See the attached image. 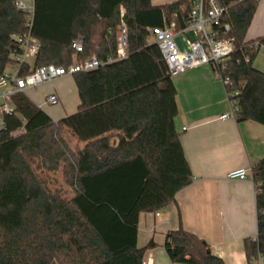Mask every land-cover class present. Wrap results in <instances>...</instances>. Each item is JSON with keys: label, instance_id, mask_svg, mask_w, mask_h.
I'll return each instance as SVG.
<instances>
[{"label": "trees", "instance_id": "1", "mask_svg": "<svg viewBox=\"0 0 264 264\" xmlns=\"http://www.w3.org/2000/svg\"><path fill=\"white\" fill-rule=\"evenodd\" d=\"M215 2L224 13L213 30L234 47L223 76L226 93L236 94L235 120L264 127V74L252 66L264 35L245 42L258 0ZM150 9V0H34L31 34L39 47L23 74L92 55L102 66L72 76L79 106L55 123L25 93L10 97L14 112L0 134V264H141L154 244L136 248L139 214L171 206L192 183L174 126L176 89L147 32L164 26L139 13ZM162 9L171 28L177 12L187 21L190 3ZM26 22L15 0H0V74ZM121 25L127 49L117 59ZM77 38L82 53L70 48ZM17 131L22 135L13 137ZM58 172L72 190L69 199L52 188ZM251 176L257 236L243 247L248 262L260 257L264 264V159ZM163 247L172 264H223L181 227L166 234Z\"/></svg>", "mask_w": 264, "mask_h": 264}, {"label": "crops", "instance_id": "2", "mask_svg": "<svg viewBox=\"0 0 264 264\" xmlns=\"http://www.w3.org/2000/svg\"><path fill=\"white\" fill-rule=\"evenodd\" d=\"M176 1L179 0H150L153 9L139 13H151L144 22L153 17L166 27L162 7ZM263 35L264 0H258L245 42H255ZM252 66L264 74V45L258 48ZM69 78L55 81L59 85L50 83L53 87L49 95L56 94L59 101L66 97L63 87L73 89L66 81ZM171 79L178 109L174 126L192 183L175 195L171 206L156 213L139 214L136 248L143 249L152 243L154 247L145 250L142 260L147 264H172L163 247L165 237L181 227L203 240L210 254L223 264H255L247 261L243 243L257 236L256 191L251 170L264 159V127L251 121L220 119L230 111L229 100L209 65L191 68ZM31 90L25 92L29 99ZM32 102L42 111V106L47 105L46 100L42 104ZM62 116L59 120L70 115ZM48 117L54 123L59 121ZM236 169H245L248 179H228L227 174Z\"/></svg>", "mask_w": 264, "mask_h": 264}, {"label": "built area", "instance_id": "3", "mask_svg": "<svg viewBox=\"0 0 264 264\" xmlns=\"http://www.w3.org/2000/svg\"><path fill=\"white\" fill-rule=\"evenodd\" d=\"M189 3L190 10L185 29L179 33H174L165 26L152 27L147 30L150 42L157 45L171 77L182 74L194 67L209 65L215 77L225 87L229 84V80L223 76V73L226 68V61L233 52L234 47L230 39L217 38V32L213 30L214 27L220 24L224 10L217 5L215 0H189ZM15 7L26 16V32L23 35L14 37L15 44L10 49L11 63L0 74V134L6 129V116H11L14 112V106L10 101L12 95L25 93L41 85L65 77H72L77 73L90 72L102 66L96 56L92 55L87 60L74 61L67 67H57L49 64L36 67L23 74L25 65L31 66L30 60L33 62L39 47L38 41L31 34L34 0H15ZM188 31H193L197 35L198 41L189 45V53H183L176 48L174 37ZM70 48L75 53H82L84 50L83 40L81 38L73 40ZM126 49L125 29L121 25L117 59L126 57ZM108 62H111V60ZM235 95L227 94L230 111L228 114L222 115L221 120L235 119L238 110L234 100ZM58 102L59 99L56 94H50L46 98L47 105L56 106ZM248 177L245 169H236L227 174V178L231 180L243 181ZM254 263L262 264V259L257 257ZM141 264L147 263L142 260Z\"/></svg>", "mask_w": 264, "mask_h": 264}, {"label": "rangeland", "instance_id": "4", "mask_svg": "<svg viewBox=\"0 0 264 264\" xmlns=\"http://www.w3.org/2000/svg\"><path fill=\"white\" fill-rule=\"evenodd\" d=\"M26 1V0H25ZM31 64L32 61L30 60ZM73 79L70 77L69 79H66L68 81V84L72 85V90H70L67 86L63 87L65 90L66 97L61 98V101L58 102L56 106H50V105H43L42 109L43 111L50 116L52 119H60L59 117H63L62 115H72L76 113L77 106L79 104V99L77 97L76 91L74 90L73 85ZM57 85L60 84V82H55ZM64 84V83H63ZM52 84H44L41 85L30 92H28V96L32 101L38 104H42L45 102L47 96L49 95V92L52 90ZM23 132L17 131L13 133V137H19L22 135ZM71 147L74 148L75 144L72 142L70 143ZM81 146V145H80ZM52 180L55 181V184H52L53 189H60L63 193V197L66 199H69L72 197L73 193L72 190L67 187L64 184V180L62 178V175L58 172L54 175H51L50 177Z\"/></svg>", "mask_w": 264, "mask_h": 264}, {"label": "water", "instance_id": "5", "mask_svg": "<svg viewBox=\"0 0 264 264\" xmlns=\"http://www.w3.org/2000/svg\"><path fill=\"white\" fill-rule=\"evenodd\" d=\"M186 27V20L183 18L182 13L177 12L170 30L174 33H179ZM198 41L197 35L193 31L185 32L184 34H178L174 37V43L176 48L183 53H189V45Z\"/></svg>", "mask_w": 264, "mask_h": 264}]
</instances>
